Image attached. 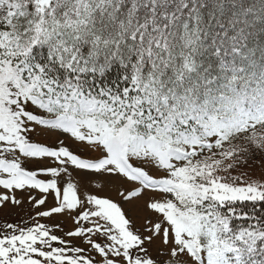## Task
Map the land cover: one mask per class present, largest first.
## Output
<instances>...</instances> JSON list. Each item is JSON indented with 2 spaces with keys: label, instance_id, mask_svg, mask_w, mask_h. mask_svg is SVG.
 <instances>
[{
  "label": "snow or ice",
  "instance_id": "obj_1",
  "mask_svg": "<svg viewBox=\"0 0 264 264\" xmlns=\"http://www.w3.org/2000/svg\"><path fill=\"white\" fill-rule=\"evenodd\" d=\"M5 209L0 264H264V0H0Z\"/></svg>",
  "mask_w": 264,
  "mask_h": 264
},
{
  "label": "rangeland",
  "instance_id": "obj_2",
  "mask_svg": "<svg viewBox=\"0 0 264 264\" xmlns=\"http://www.w3.org/2000/svg\"><path fill=\"white\" fill-rule=\"evenodd\" d=\"M252 172H253V174H259L260 169H259L258 167H254V168L252 169ZM11 211H12V210H8V209L0 210V221H3V220H5V219H7V220H9V221H13V220H16V219L19 218L18 216H16V215L14 214V212H13L12 214H10ZM16 211H18V210H16ZM22 214H23V213L21 212V215H22Z\"/></svg>",
  "mask_w": 264,
  "mask_h": 264
}]
</instances>
